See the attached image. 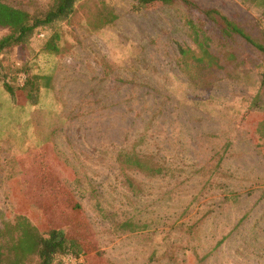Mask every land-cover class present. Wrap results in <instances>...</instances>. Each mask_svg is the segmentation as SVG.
<instances>
[{
	"label": "rangeland",
	"instance_id": "obj_1",
	"mask_svg": "<svg viewBox=\"0 0 264 264\" xmlns=\"http://www.w3.org/2000/svg\"><path fill=\"white\" fill-rule=\"evenodd\" d=\"M187 1L81 0L58 53L41 31L0 57V264L49 228L91 242L79 264H264V55L203 12L262 43L263 0Z\"/></svg>",
	"mask_w": 264,
	"mask_h": 264
},
{
	"label": "trees",
	"instance_id": "obj_2",
	"mask_svg": "<svg viewBox=\"0 0 264 264\" xmlns=\"http://www.w3.org/2000/svg\"><path fill=\"white\" fill-rule=\"evenodd\" d=\"M81 0H52L47 9L41 13H31L26 8L13 5L8 0H0V28L5 29L7 33L0 38V57L8 54L11 48L16 46L27 45L34 35L43 36L41 31L47 32L48 36L44 43V51L50 54L59 52V42L61 40L60 26L62 23L69 20L75 13V7ZM135 7L138 9H146L159 5H169L175 1H181L186 5L191 3L187 0H132ZM258 1V0H253ZM103 9L107 10L103 5ZM204 15L215 21L220 30L226 35H238L247 43L251 44L260 53L264 55V41L262 43L255 42L245 32L240 29L233 22L214 10L203 11ZM105 23L112 22L115 16L111 11H106ZM261 22L264 24V0L261 13ZM195 43L202 57L197 59L199 62L204 57L208 56V45L198 38H195ZM184 53V52H183ZM39 77H27V80L21 87L24 89L27 102L30 105H35L37 99L34 95L37 94V87L35 82ZM264 80V71L262 74ZM6 91L13 97L14 89L5 86ZM128 166H135L139 169H148V162L135 154H127L124 156ZM74 209H72L73 211ZM130 226H123L124 229ZM134 227H130L133 230ZM91 242H85L83 239L77 237H70L65 235L63 231L58 228H49L45 233L39 236L36 245L37 264H56L58 257L63 254H72L76 257L87 255L90 251L88 248ZM87 262L84 260V263Z\"/></svg>",
	"mask_w": 264,
	"mask_h": 264
},
{
	"label": "built area",
	"instance_id": "obj_3",
	"mask_svg": "<svg viewBox=\"0 0 264 264\" xmlns=\"http://www.w3.org/2000/svg\"><path fill=\"white\" fill-rule=\"evenodd\" d=\"M23 84L24 79L21 80ZM59 263L60 264H79L81 263V259L77 258L76 256L72 254H63L58 257Z\"/></svg>",
	"mask_w": 264,
	"mask_h": 264
}]
</instances>
